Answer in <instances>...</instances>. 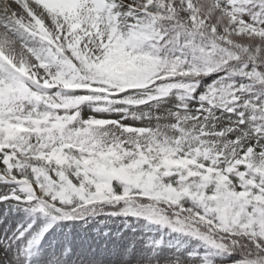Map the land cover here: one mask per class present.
<instances>
[{
  "label": "snow or ice",
  "instance_id": "6c2138e0",
  "mask_svg": "<svg viewBox=\"0 0 264 264\" xmlns=\"http://www.w3.org/2000/svg\"><path fill=\"white\" fill-rule=\"evenodd\" d=\"M0 264H264V0H0Z\"/></svg>",
  "mask_w": 264,
  "mask_h": 264
},
{
  "label": "rangeland",
  "instance_id": "374dc122",
  "mask_svg": "<svg viewBox=\"0 0 264 264\" xmlns=\"http://www.w3.org/2000/svg\"><path fill=\"white\" fill-rule=\"evenodd\" d=\"M72 223L79 225V228L77 229L75 234L70 233L69 238L76 239L77 243L81 244L85 249L91 246L92 251H95L97 246H99L101 249L108 246L107 241L104 240L105 234L101 235L100 233L101 229H103V231H109V233H111L114 237L123 233L138 236L143 232L141 226L136 222L132 221V226L128 227L123 219H117L115 221L108 222L107 224L102 223L98 220H89L87 223H84L82 221L69 222L70 227ZM88 228L89 230H87ZM113 229H116L117 232L114 233ZM63 231L67 232L68 230L65 229Z\"/></svg>",
  "mask_w": 264,
  "mask_h": 264
}]
</instances>
